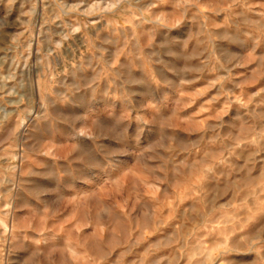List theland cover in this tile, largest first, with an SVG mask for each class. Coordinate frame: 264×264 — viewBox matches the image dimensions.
I'll return each mask as SVG.
<instances>
[{"label":"rangeland","instance_id":"obj_1","mask_svg":"<svg viewBox=\"0 0 264 264\" xmlns=\"http://www.w3.org/2000/svg\"><path fill=\"white\" fill-rule=\"evenodd\" d=\"M0 264H264V0H0Z\"/></svg>","mask_w":264,"mask_h":264}]
</instances>
